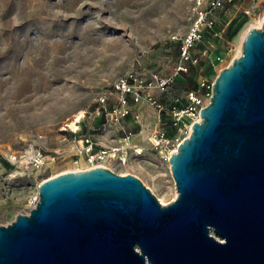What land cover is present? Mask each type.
<instances>
[{
    "label": "rangeland",
    "instance_id": "rangeland-1",
    "mask_svg": "<svg viewBox=\"0 0 264 264\" xmlns=\"http://www.w3.org/2000/svg\"><path fill=\"white\" fill-rule=\"evenodd\" d=\"M197 1L0 0V225L29 214L42 181L90 167L78 154L81 139L90 136L96 151L121 144L123 133L108 113L119 104L117 82L130 75L137 78L135 89L150 92L164 110L130 100L122 125L134 135L131 147L125 162L106 165L137 177L162 205L176 199L169 159L189 137L193 120L185 116L174 126V101L184 110L188 93L197 91L207 105L206 86L240 55L237 42L212 39L193 48L197 62L177 73ZM203 1L206 8L209 0ZM245 9L251 10V28L260 29L264 0H235L216 16L229 21ZM216 54L224 61L213 66ZM153 76L170 80L165 91ZM158 132L167 134L169 144L156 149L150 138ZM31 146L46 157L41 170L9 161Z\"/></svg>",
    "mask_w": 264,
    "mask_h": 264
},
{
    "label": "water",
    "instance_id": "water-1",
    "mask_svg": "<svg viewBox=\"0 0 264 264\" xmlns=\"http://www.w3.org/2000/svg\"><path fill=\"white\" fill-rule=\"evenodd\" d=\"M169 163L166 206L104 167L42 181L29 214L0 225V264H264V22Z\"/></svg>",
    "mask_w": 264,
    "mask_h": 264
},
{
    "label": "built area",
    "instance_id": "built-area-1",
    "mask_svg": "<svg viewBox=\"0 0 264 264\" xmlns=\"http://www.w3.org/2000/svg\"><path fill=\"white\" fill-rule=\"evenodd\" d=\"M204 1H197L196 16L189 34L186 36L182 42L180 48L181 63L177 69V73H186L188 71V64L196 63L190 54L191 50L197 47L199 44L206 43L211 44L212 39H222L224 36L227 37V29L234 17L229 21H226L224 17H217L216 14L224 10L227 6H232L235 4V0H209L207 7L203 8ZM242 13L251 15L250 9H245ZM241 14V13H240ZM239 14V15H240ZM238 15V16H239ZM207 32L211 34L208 35ZM208 49H205V53H208ZM211 64L213 66L222 63L224 57L220 54L213 56ZM137 81V78L133 75L120 79L116 84V89L120 92L119 104L114 107L109 113L110 121L118 126L123 133L121 139V144L110 147L102 148L97 150V143H95L90 136H86L79 142L78 154L80 156H85L87 164L90 166L88 169L95 167H104L110 169L106 164L111 161L121 160L125 162L127 156L128 148L131 147L132 139L134 137L132 131L127 127L122 125V122L130 114L129 101H133L138 104L142 101H147L152 106H155L160 112L164 110L162 104L151 95L150 92H141L136 90L133 86V82ZM152 82L158 84L161 91H165L170 80H163L158 76H153ZM202 86H205L203 83ZM208 93L207 96L209 100L212 97L213 84L206 86ZM104 102V99H101ZM174 106L172 110L173 124L174 126L181 125L183 118L185 116L190 117L194 122L200 121V111L206 105L202 103L197 91H192L188 93V105L184 110H180L177 106L179 100L174 101ZM208 105V104H207ZM192 123V124H193ZM154 148L162 147L164 144H169V138L165 132H158L153 138H150ZM9 161L17 166V168H31L33 170H41L46 164V157L44 153L39 149H34L33 146L29 150L19 152L18 154H11L9 156ZM111 170V169H110ZM38 202V196L34 199L32 203V208L36 206Z\"/></svg>",
    "mask_w": 264,
    "mask_h": 264
},
{
    "label": "bare ground",
    "instance_id": "bare-ground-1",
    "mask_svg": "<svg viewBox=\"0 0 264 264\" xmlns=\"http://www.w3.org/2000/svg\"><path fill=\"white\" fill-rule=\"evenodd\" d=\"M252 22H253V19L250 15L243 14L240 17L233 20L230 24V27H231L230 28V40L237 42V44L239 45V54L242 50L243 38L245 34L251 29ZM263 22H264V18L261 21V25L263 24ZM77 122H78V119L73 124L74 128L77 127L76 125ZM176 152H177V149L173 153H176ZM161 203L165 204L162 201Z\"/></svg>",
    "mask_w": 264,
    "mask_h": 264
},
{
    "label": "trees",
    "instance_id": "trees-1",
    "mask_svg": "<svg viewBox=\"0 0 264 264\" xmlns=\"http://www.w3.org/2000/svg\"><path fill=\"white\" fill-rule=\"evenodd\" d=\"M217 55H220V54H216V55H214V56H217Z\"/></svg>",
    "mask_w": 264,
    "mask_h": 264
}]
</instances>
